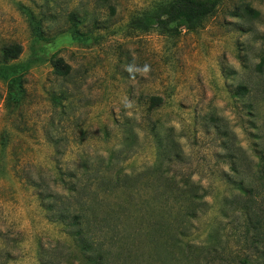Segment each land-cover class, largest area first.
Here are the masks:
<instances>
[{"label": "rangeland", "instance_id": "obj_1", "mask_svg": "<svg viewBox=\"0 0 264 264\" xmlns=\"http://www.w3.org/2000/svg\"><path fill=\"white\" fill-rule=\"evenodd\" d=\"M170 1L0 0V45L16 41L19 61L32 63L17 114L0 81V264H80L57 254L69 238L50 217L83 201L59 180L89 190L86 203L115 176L147 198L143 174L157 161L201 187L186 241L264 264V0H224L195 30L138 28ZM60 58L75 82L51 74ZM60 87L75 108L50 125L49 93ZM246 214L254 246L244 242Z\"/></svg>", "mask_w": 264, "mask_h": 264}, {"label": "trees", "instance_id": "obj_2", "mask_svg": "<svg viewBox=\"0 0 264 264\" xmlns=\"http://www.w3.org/2000/svg\"><path fill=\"white\" fill-rule=\"evenodd\" d=\"M223 1L171 0L145 13L137 20V26L143 32L153 29L165 32L173 28L195 30ZM72 34L74 39H81L77 31ZM21 54V46L16 41L0 45V81L7 86L5 108L11 114H17L27 99L26 81L32 63L19 61ZM51 74L56 81L75 82L73 68L62 58L53 63ZM49 94L55 110L48 118V124L53 125L55 118L65 114V108L73 110L75 103L74 96L69 95L64 87ZM151 101L156 106L161 102L157 97H152ZM42 129L48 130L46 127ZM159 152L157 145V157ZM170 172V168L158 161L147 168L143 174L146 190L151 193L147 198L136 197L133 187L127 183L132 182V178L111 177L92 191L90 203H86L82 197L83 191L90 194L89 190L79 191L72 183L61 178L59 182L65 190L81 195L83 201L79 212L75 214L68 212V209H61L57 212V219L50 217V221L63 226L69 238L68 242H57V254L66 259L73 257L80 264H119L122 260L125 262L121 264H141L147 260L156 264H254L249 257L230 261L215 258L219 250L216 251L214 246L203 248L185 240L191 225L189 219L197 216L196 206L201 199V187L190 179L181 184ZM259 173L264 176V167ZM240 191L247 193V201H250L252 190L240 187ZM47 210L54 211V207ZM246 216L248 223L243 233L244 242L254 246L257 241L250 238L252 221ZM124 253L127 256H122Z\"/></svg>", "mask_w": 264, "mask_h": 264}]
</instances>
